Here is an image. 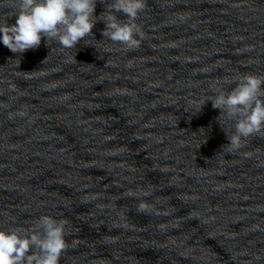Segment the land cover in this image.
<instances>
[{"label": "water", "instance_id": "obj_1", "mask_svg": "<svg viewBox=\"0 0 264 264\" xmlns=\"http://www.w3.org/2000/svg\"><path fill=\"white\" fill-rule=\"evenodd\" d=\"M105 10L74 48L0 42V230L66 221L59 264H264V137L230 150L209 100L264 75V0H147L131 50Z\"/></svg>", "mask_w": 264, "mask_h": 264}, {"label": "clouds", "instance_id": "obj_2", "mask_svg": "<svg viewBox=\"0 0 264 264\" xmlns=\"http://www.w3.org/2000/svg\"><path fill=\"white\" fill-rule=\"evenodd\" d=\"M96 3L97 0H15V23L0 24V42L13 53L38 48L42 37L47 38L48 45L49 41H58L64 48H74L92 34L97 22ZM105 3L106 10L100 17L106 25L102 35L130 50L138 48L143 34L135 21L146 9L147 0ZM117 13L127 19H118ZM209 100L214 109L220 110V116L235 121L233 134H227L230 150L240 149L242 140L249 137H264V75L242 74L230 91H221ZM145 207L141 204L140 210ZM66 223L41 215L29 228L0 230V264H59L68 247Z\"/></svg>", "mask_w": 264, "mask_h": 264}]
</instances>
